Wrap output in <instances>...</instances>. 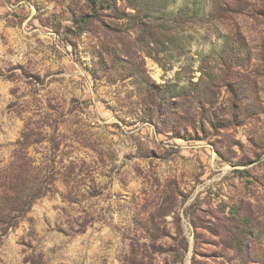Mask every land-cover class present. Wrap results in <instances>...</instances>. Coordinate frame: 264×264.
<instances>
[{
  "label": "rangeland",
  "instance_id": "374dc122",
  "mask_svg": "<svg viewBox=\"0 0 264 264\" xmlns=\"http://www.w3.org/2000/svg\"><path fill=\"white\" fill-rule=\"evenodd\" d=\"M90 13L0 0V264H264V0Z\"/></svg>",
  "mask_w": 264,
  "mask_h": 264
},
{
  "label": "trees",
  "instance_id": "16d2710c",
  "mask_svg": "<svg viewBox=\"0 0 264 264\" xmlns=\"http://www.w3.org/2000/svg\"><path fill=\"white\" fill-rule=\"evenodd\" d=\"M110 1H112V0H85V2L88 4V7H89L91 13L89 15L82 16L80 19H78L76 21V25L79 28H84L86 25L90 24L93 21V19H97L99 9L102 5H104V2L108 3ZM11 192H12L13 198H11L9 195V200L7 201V207H9L12 212L6 217V218H9V223H7L9 228L16 226L17 222L16 221L14 222L13 220L18 219L22 215L29 212L34 201L36 199H39L41 196L44 195L42 193V190H39V192L36 196H34L33 198L31 197L29 200L24 202L21 200V196L17 192V190L16 191L14 190ZM13 194L14 195L17 194L18 197H15ZM14 213H18L19 215L14 216L15 215ZM3 223L6 224V222H3ZM9 228H7V229H9Z\"/></svg>",
  "mask_w": 264,
  "mask_h": 264
}]
</instances>
